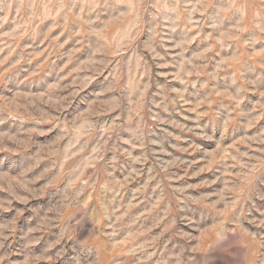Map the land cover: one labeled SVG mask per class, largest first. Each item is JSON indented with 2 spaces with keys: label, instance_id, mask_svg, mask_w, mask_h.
<instances>
[{
  "label": "rangeland",
  "instance_id": "obj_1",
  "mask_svg": "<svg viewBox=\"0 0 264 264\" xmlns=\"http://www.w3.org/2000/svg\"><path fill=\"white\" fill-rule=\"evenodd\" d=\"M0 264H264V0H0Z\"/></svg>",
  "mask_w": 264,
  "mask_h": 264
}]
</instances>
